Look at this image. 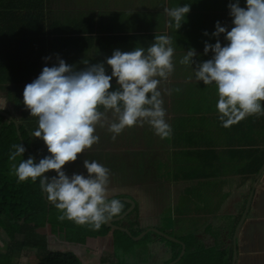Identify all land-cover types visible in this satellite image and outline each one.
I'll use <instances>...</instances> for the list:
<instances>
[{"label": "clouds", "instance_id": "1", "mask_svg": "<svg viewBox=\"0 0 264 264\" xmlns=\"http://www.w3.org/2000/svg\"><path fill=\"white\" fill-rule=\"evenodd\" d=\"M227 9L230 23L216 21L213 32H204L215 43L206 40L202 54L189 48L179 61L192 68L197 82L215 87L218 118L224 127L247 116L264 115V0H243V6L242 0H229ZM190 10V2L164 7L167 26L180 29ZM174 51L169 35L156 34L146 48L115 49L102 62L84 61L83 68L68 64L59 54L48 66L53 57H44L45 66L24 86L22 95L30 116L37 118L32 136L43 142L46 154L25 159L23 142L12 145L10 173L18 182L38 183L40 192L61 213V221L99 230L118 217L124 203L110 196L107 167L83 159V171L69 175L65 166L99 143L97 126H106L113 140L126 128L144 124L161 139L171 137L159 86L174 71ZM201 55L210 58L202 60ZM164 91L172 95L180 89Z\"/></svg>", "mask_w": 264, "mask_h": 264}, {"label": "crops", "instance_id": "2", "mask_svg": "<svg viewBox=\"0 0 264 264\" xmlns=\"http://www.w3.org/2000/svg\"><path fill=\"white\" fill-rule=\"evenodd\" d=\"M189 2L191 10L181 28L176 30L174 27H168L164 7ZM228 2L229 0H102L100 21L103 30L118 36L130 37L109 48L97 47L104 52L115 49L131 51L140 46L148 47L156 34H167L172 38L175 68L168 80L162 81L159 86L166 109V119L172 127L170 145L168 143L158 145L154 134L143 132L142 126L139 125L138 131L126 128L118 138L127 146H131L130 141L123 139L126 132H129L128 137L132 136L136 140L134 145L140 146L145 142V150L149 152L146 153L149 155L147 161L150 163L141 161L136 163V157L141 159V155L133 153L132 167L137 166L140 170L147 168L148 173H153L156 179L159 176L157 166L162 165L161 161L158 162V155L165 153L166 175L170 174V168L174 169L173 175H178V178L175 176L166 178L167 184L173 190H179L180 186H187L191 182H196L197 188H200L201 182L210 183L213 180L216 182L217 190L226 191L227 194L230 191L223 198L205 200V205L210 206L212 212H198L195 224L191 227L194 232L191 234H195L206 243L212 242L213 232L220 230L221 235L226 237L228 232L236 228L245 209L249 192L254 190L250 208L237 234L239 255L237 264H264V183H261L264 171L256 180L264 165V115L247 116L229 127L222 126L216 109L215 87L197 82L192 68L179 63L189 48H195L202 54L206 40L215 43V39L205 36L204 32H213L216 21L222 24L230 23ZM50 7L49 19L53 22L67 24L72 20L88 19L59 21L53 18L52 0ZM7 50L5 46V51ZM89 50L91 49L81 53L71 47L55 48L51 54L52 63L55 62L56 54H59L68 64L83 68L82 63L89 62ZM208 58L210 57L200 56L202 60ZM167 88H179L180 91L167 95L164 91ZM0 102L6 105L4 108L8 107L5 98L0 97ZM99 134L102 138V133ZM141 135L144 137L143 140H139ZM106 138L107 136H104L103 142ZM65 167L67 168V165ZM187 173L196 176L185 177ZM221 184L224 185L223 188ZM231 184L235 186L230 188ZM124 196L133 198L129 194Z\"/></svg>", "mask_w": 264, "mask_h": 264}, {"label": "trees", "instance_id": "3", "mask_svg": "<svg viewBox=\"0 0 264 264\" xmlns=\"http://www.w3.org/2000/svg\"><path fill=\"white\" fill-rule=\"evenodd\" d=\"M50 1L0 0V97L8 103L7 108H2L18 121L22 138L33 155L38 152L46 154V149L41 140L32 136L37 127V118L30 116L25 108L22 93L24 86L42 71L45 66L43 58L51 56L55 48L71 47L82 53L95 46L109 48L130 37L105 31L100 20L90 17L67 24L53 22L49 19ZM35 63L40 64V69ZM20 142L14 121L0 113V231L6 233L9 239L8 250L0 253V264H12L14 252L23 250H33L27 257V264H84L73 252L51 250L49 237H63L66 244L82 247L94 256L111 252L121 236L131 239L126 232L108 226L107 222L99 230H94L71 220L61 221L58 218L61 213L44 198L38 183L18 182L10 173L13 162L9 161L8 155L12 145ZM28 155L25 152L24 158ZM19 160L18 157L16 163ZM261 183H264V173ZM120 197L125 196H115L117 199ZM121 201L124 203V213L130 203ZM138 211L136 205L128 216L113 224L137 225ZM130 215L133 217L130 218ZM234 229L226 237L218 229V232L212 233L210 243L197 238L195 234L179 238L186 250L175 264H232ZM168 241L172 244L173 261L180 255L182 245Z\"/></svg>", "mask_w": 264, "mask_h": 264}, {"label": "rangeland", "instance_id": "4", "mask_svg": "<svg viewBox=\"0 0 264 264\" xmlns=\"http://www.w3.org/2000/svg\"><path fill=\"white\" fill-rule=\"evenodd\" d=\"M52 7L54 9L53 18L59 21L66 22L71 19L89 17L100 20L102 0H52ZM112 52L113 50L104 52L95 46L89 50V63L102 62ZM35 66L40 69L39 63H35ZM82 67H84V63H82ZM5 106L4 103L0 102L1 108ZM107 115L111 118V112L107 113ZM106 128V126L103 128L97 126L96 134L100 137L99 143L94 144L88 151L85 150L80 159L75 163H70V166L67 165L66 170L69 175L73 170L83 171L80 166L83 159L96 160L107 167L110 170V196L129 194L139 204L138 224L127 226L129 229L131 228V233H133L134 237L131 236L130 239L121 236V239L111 248V252L106 251L96 256L89 255L82 247L66 244L63 237H49V247L53 251L73 252L84 264H169L172 258V244L165 237L151 232H147L138 240L135 237L139 236L142 231L155 228L168 233L176 239L184 238L186 235L194 233L191 227L195 224L198 212H212L210 210L211 207L207 204L205 205V200L223 198L230 191L227 194L226 191L217 190L216 182L213 180L210 183L201 182L200 188H197L196 182H191L187 186H180L179 190L171 189L170 185L167 184L166 178L174 176L178 178V175H173V168H170V174L166 175L165 153H159L158 155V162H162V165L159 164L157 166L159 171L158 179L153 173H148L149 169L147 168H144V171V169L140 170L136 166L135 168L139 169L136 171L132 167L134 161L133 153H140L141 155V159L136 157V163L140 161L143 163L147 162V164L150 163L148 162L149 160L147 161L149 155L146 154L148 150H145V142H142L140 146L134 145L136 140L132 136L128 137L129 132H126V136L123 139L132 143L131 146H127L118 136L113 140L112 133L108 132ZM131 128L138 131L140 127L137 125ZM133 129L130 130V133L133 132ZM142 131L154 134V139L159 142L158 145L167 143L170 145L171 137L169 141L168 138L161 139L155 135L147 124L142 126ZM99 133H102V138ZM104 136H107V138L103 142ZM148 136L150 138V134ZM143 139L144 137L141 135L139 140ZM126 146L127 148H125ZM186 169L194 170L192 168ZM194 176L196 175L193 173L185 175L188 178H193ZM221 185L223 188L224 185ZM188 186L190 189H188ZM231 186H235V184H231L229 187L231 188ZM249 196L247 199H249ZM183 201H185L184 205L182 204ZM200 206L201 208H199ZM132 217L130 215V218ZM124 223L126 222L124 221ZM8 244V236L0 231V253H5L8 250ZM32 252L33 250L14 252L12 264H27V257Z\"/></svg>", "mask_w": 264, "mask_h": 264}, {"label": "water", "instance_id": "5", "mask_svg": "<svg viewBox=\"0 0 264 264\" xmlns=\"http://www.w3.org/2000/svg\"><path fill=\"white\" fill-rule=\"evenodd\" d=\"M0 113L14 121V123L16 125L18 136L20 138V141L23 142V144L26 147V152L29 155L30 154L33 155L31 153L30 149L25 144L24 139L22 138V134H21V131H20V126H19L18 121L15 120L11 114L7 113L4 110H0ZM263 171H264V165L260 169L259 173L257 174L256 180L261 176ZM253 195H254V190H252V192L250 193L247 205H246V207L244 209V212H243V214L241 216V219H240L239 223L237 224V226L235 228V232H234V235H233V258H232V264H237V259H238V256H239L238 255V246H237V234H238L239 229L242 226V224H243V222H244V220L246 218V215H247L248 210H249L250 205H251V201H252ZM44 198L46 199L45 195H44ZM119 200H123V201H126V202L130 203V207L124 213L119 215L118 217H114L112 220L108 221L107 225L112 227V228H114V229L122 230V231L126 232L128 235L133 236L128 227L115 225V224H113V222L120 221V220L124 219L127 215H129L134 210V208L136 206V201L133 198H131V197H121V198H119ZM149 231L153 232L156 235L163 236V237H165L166 239H168L170 241H174V242L180 243L182 245V249H181L180 255L175 260L171 261L169 264H175L176 262H178L183 257V255L185 254V250H186L185 244L183 242H181L179 239H176L175 237H172L169 234H167V233H165V232H163L161 230H158V229H155V228H149L148 230L142 231L139 236L135 237V239L138 240V239L142 238Z\"/></svg>", "mask_w": 264, "mask_h": 264}, {"label": "flooded vegetation", "instance_id": "6", "mask_svg": "<svg viewBox=\"0 0 264 264\" xmlns=\"http://www.w3.org/2000/svg\"><path fill=\"white\" fill-rule=\"evenodd\" d=\"M121 198V197H120ZM134 199V198H133ZM135 200V199H134ZM136 201V200H135ZM136 205H138V203H137V201H136ZM128 216V215H127ZM133 216V215H132ZM130 224L128 223V226H129ZM125 227H127V226H125Z\"/></svg>", "mask_w": 264, "mask_h": 264}]
</instances>
